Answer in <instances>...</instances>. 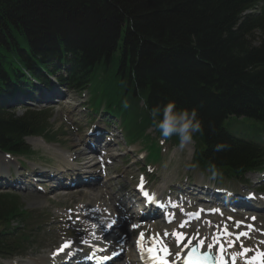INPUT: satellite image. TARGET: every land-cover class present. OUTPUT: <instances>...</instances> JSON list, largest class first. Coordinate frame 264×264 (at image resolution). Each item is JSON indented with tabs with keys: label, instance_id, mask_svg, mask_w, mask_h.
Here are the masks:
<instances>
[{
	"label": "trees",
	"instance_id": "1",
	"mask_svg": "<svg viewBox=\"0 0 264 264\" xmlns=\"http://www.w3.org/2000/svg\"><path fill=\"white\" fill-rule=\"evenodd\" d=\"M63 71L62 85L89 89L97 108L132 129L146 130L156 106L196 108L202 170L215 164L217 177L241 180L264 170V141L237 138L223 124L253 118L264 136V0H0L1 150L24 155L26 136L52 138L48 110L16 116L5 108L32 90L31 77ZM220 143L228 147L216 151ZM35 214L18 195L0 193L1 257L27 253Z\"/></svg>",
	"mask_w": 264,
	"mask_h": 264
},
{
	"label": "rangeland",
	"instance_id": "2",
	"mask_svg": "<svg viewBox=\"0 0 264 264\" xmlns=\"http://www.w3.org/2000/svg\"><path fill=\"white\" fill-rule=\"evenodd\" d=\"M36 97L46 102L47 108L52 110L50 125L52 136L55 138L51 140L48 137L47 139L43 137V140L41 137H29L27 142L34 151V154L31 155L9 159L0 152V165L3 160H10L8 163H11L9 174L6 171V178L0 177V182L2 181L0 191L11 189L5 186L8 182H11L8 186L12 187L11 191H16L14 194L21 198V203L24 204L25 208L36 211L35 216L37 219L35 223L38 227L33 232L31 249L28 250L27 257L24 258L29 263L43 256L46 261L48 258L50 259L53 250L60 247L61 240L71 238L79 242L83 238L80 227H71L69 224L62 222V218L68 215L66 210L69 207L75 209L80 204L105 203L106 214H108L109 206L115 208L113 210V213H115L117 210L124 209L121 205L123 198L125 200L127 198L133 208L138 207L132 196L135 197L134 190L139 173L147 175L150 187L158 188L166 183L167 189L172 190L176 196L180 193H182L181 196H185V192L192 191V187H189L188 184L195 185L194 182L200 184L199 181L203 185L215 186L216 188H221V186L231 190L244 188L238 182L227 180L222 183L219 179H210L209 172H203L201 168L194 165V142L185 145L183 148L180 147V144L176 146L165 145L164 148L159 138H153L155 137V128L152 127L149 131H146L142 127L136 129L128 127L125 136L129 143H126L122 136V125L119 120L117 121L114 117L108 116L102 110L99 115L90 110L88 107L90 104L88 92L81 95L71 89L59 87L49 91H39ZM91 100H94L93 94H91ZM21 103H24V101L15 104ZM68 107H71V109H68ZM27 108V106L14 107L17 115H21ZM238 120L239 124L236 126ZM224 124L232 133L246 139H256L257 129L262 126L260 121L246 117L241 119L232 117L224 121ZM102 127H104L103 139L106 140V143L114 141L110 145L109 154L107 155L110 157V163L104 162L100 166L101 163L97 162L100 157L99 152L88 151L93 160L87 164L84 162V157H86L84 150L87 151V146H94V143H92L94 137L88 138V133L90 130L92 132V129L94 131ZM133 141H137V143ZM79 152L81 154L80 159L84 158L83 161L76 160ZM142 154H146V159L141 158ZM63 158H66L64 160L69 164L80 167L83 173L87 174H83L81 177L78 176V180L74 175L72 181L73 172ZM146 163H149L156 170L155 173L145 167ZM57 169H60L61 172H58ZM65 170H68V172L64 173ZM45 171L48 172L47 176L39 174V172ZM94 172H97L101 179L97 182L86 183L84 179H89V175ZM28 173L32 175L28 176ZM93 179V177H90V180L94 181L95 179ZM107 179L112 180L110 187H106ZM246 179L249 181V187H245L248 189L244 194L253 189L262 191L261 189L264 187L263 173L249 174ZM31 182L33 183L31 184ZM77 182H81V184L76 185ZM58 183L61 185L57 186ZM72 183L75 186L69 187ZM81 185L97 189L96 191L93 190L95 195L79 193L77 188H80ZM61 191H70L76 195L70 196L68 193H60ZM101 194H103V197H101ZM258 202L262 203L261 201ZM245 207L247 209L241 210L240 215L245 216L248 214L246 211L255 210L250 204H245ZM257 216L259 222L264 224V210L259 211ZM132 250L133 237L131 235V241L127 244V251L131 252ZM123 258L125 259V257H122L120 263L125 262ZM18 259L0 257V264L17 263L19 262Z\"/></svg>",
	"mask_w": 264,
	"mask_h": 264
},
{
	"label": "bare ground",
	"instance_id": "3",
	"mask_svg": "<svg viewBox=\"0 0 264 264\" xmlns=\"http://www.w3.org/2000/svg\"><path fill=\"white\" fill-rule=\"evenodd\" d=\"M20 101H21V99H19V98L15 99V100H10V104H8V105H11L12 106V105H15V103L20 102ZM68 109H71V107H68ZM91 137H94L93 136V132H89L88 133V138H91ZM113 142H109L108 143L109 147H110V145ZM46 146H48V145H46ZM95 149L96 148L94 146L93 147L87 146V151H86V149L84 150V152L86 153V157H84L85 160H84V158L83 159H80L81 158L80 152L77 155L76 160L77 161H83L84 160V162L87 163V164L90 163V162H92L93 159L91 158V154H89L88 151H93ZM101 149L105 150V147H101ZM108 154H109V152H108ZM64 159L66 160V158H63V160ZM66 164L69 165L72 168L71 170L73 172V176H72V179L71 180L72 181L74 180L73 179L74 178V175L77 177V180H78V176L81 177V175L83 173V170L80 167H77V166L75 167V166L69 164L68 162H66ZM61 167L63 168L62 165H61ZM6 171L9 174V163L6 162V160H3V162L0 165V173H3V177H5ZM34 172H36V171H34ZM58 172H61V170L59 169ZM67 172H68V170H65L64 173H67ZM86 172H89V171H86ZM47 173H48L47 171H45V172H39V174L41 176L42 175H46L47 176ZM83 174H87V173H83ZM31 175L32 174L28 173V176H31ZM89 176H94V177L97 178L93 182H95V181L97 182V181H99L101 179L100 175H96L94 173L90 174ZM36 178L37 179H40L39 177H36ZM111 181H112L111 179L110 180L107 179V181H106V183H107L106 187H110ZM93 182H91V183H93ZM199 183L201 185V181H199ZM79 184H81V182H77L76 183V185H79ZM60 185H61L60 183L57 184V186H60ZM77 189H78L77 191H79V193H82L84 195H95L94 192H93V190L94 191L97 190V189L87 188V187L82 186V185H81L80 188H77ZM165 190H167L166 183H164V184L160 185L158 188H156V191H155V192H157L156 195H159V194L160 195L161 194L163 195L164 192H165ZM212 190H214V188H212ZM60 193H68L70 196L76 195L74 193H71L70 191L69 192L61 191ZM213 194H219V193H213ZM101 197H103V194H101ZM189 198H191V199H196V198L204 199L203 196L196 197L193 194H189ZM95 200H97V199H95ZM133 200L135 201V203L139 202V198L138 197H135ZM226 201H232L231 200V197L230 196H226ZM218 202L221 203V202H223V200L222 199H218ZM242 202H244V201H242ZM122 204H124L126 206V208H129V209H127V211H131V206H130L127 198H126V200L124 198L122 199ZM174 204L175 203L173 202V199L172 198L167 197V196L165 197V204H164V206L165 207H168V208H172V209L169 210L171 213H177V214L182 213V211L179 208L173 206ZM254 204L257 205L258 207H259L258 204L263 205L262 203L256 202V201H255ZM75 208L80 211L79 213H75V214L78 215V217H79V225L82 227L81 235H84V234L87 235V234H89L88 236L90 238H92V239L94 238V235L96 233H98L97 230H100L102 227L107 228V225L110 224L113 221L112 217H108L106 215V213L103 212L106 209V204L105 203L80 204V205L76 206ZM109 209H110V211H113L115 208L112 207V206H109ZM125 211L126 210H123V209L119 210V212L123 216H125V214H124ZM68 212H69V214H68L69 215V218L67 220L69 222H72L73 223V215H74V213H73V211L71 210L70 207L68 209ZM155 214H158L159 215L160 214V211L158 213H157V211H155ZM87 219H89V224H90L91 227H90V232H87L86 233V231H87V224H86ZM104 221H105V223H104ZM226 225L227 224H224V225L222 224L220 227L222 228L223 231L218 232V233L227 232L228 229H227V226ZM241 231H243V229H240L239 230V232H241ZM125 232H126V228H125L124 225H122V226L117 225L116 226V231L115 230L114 231H111V233L109 234V237L110 236H113V235H116V233L117 234L119 233V235H124ZM201 232H202V234H201V236L199 238V241L200 240H204L203 248L208 249V245L209 244H212L213 245V248H214V253L216 255H217V249L223 248L224 249L223 253L226 252V257H224L225 260H228L229 257H230V255L233 256L234 254H238L239 253V251L236 250V244H235V242H232L231 241L232 238H227L225 236L223 239H218L217 236H215L214 238H212L211 241H208L206 239V237L209 236V234L211 232L210 228L208 226H204V227H202ZM103 233L104 234H108V232H106V231L103 232ZM184 234L185 233L183 232V235ZM119 238H120V236H116V238H113L112 239L111 246H112V248L114 250H121L122 249L120 247V245L117 243V240ZM129 238H130V235H126L124 238H121V241H127L126 239L129 240ZM63 244H65V243H63ZM93 244L94 243H93L92 240H91V242L90 241H84V242H82V244L70 243V247H67L66 248V251L68 253H73L76 248H80V247H83L84 248L85 246H90V245H93ZM61 246L58 247L56 250H58L59 248H61ZM186 250H187V248L177 247L175 249V252L183 258ZM124 255H125V262L120 263V261H118L115 264H119V263L120 264H140L138 262V259L136 257V254L134 252L133 253H127V251H125V249H124ZM174 257H178V256L175 255ZM243 258L244 257H242L241 255H235V261H234V263L236 262V263H239V264H244V262L242 261ZM49 262H50V259L48 258L47 261H46V259L43 256V257H40L37 260L36 259L33 260L31 262V264H50ZM55 262H58V264H69V262L67 260L63 259V258H58ZM232 262H233V260L230 261V263H232Z\"/></svg>",
	"mask_w": 264,
	"mask_h": 264
},
{
	"label": "clouds",
	"instance_id": "4",
	"mask_svg": "<svg viewBox=\"0 0 264 264\" xmlns=\"http://www.w3.org/2000/svg\"><path fill=\"white\" fill-rule=\"evenodd\" d=\"M149 115L152 124L159 129L162 139L161 143L177 136L179 138L180 147L183 148L193 142L196 134L203 133L202 120L199 118V113L196 108L191 110L178 108L175 102H169L162 108L160 106L153 107L149 110ZM228 145L220 143L216 145V151H221L227 148ZM211 173L210 179H215L218 176L216 165L212 164L209 168Z\"/></svg>",
	"mask_w": 264,
	"mask_h": 264
},
{
	"label": "snow or ice",
	"instance_id": "5",
	"mask_svg": "<svg viewBox=\"0 0 264 264\" xmlns=\"http://www.w3.org/2000/svg\"><path fill=\"white\" fill-rule=\"evenodd\" d=\"M143 187H144V183H143V177H142L141 178V184H140L141 190H143ZM143 194L145 197L148 198L149 202H152L155 200V197L150 196L147 192H144ZM193 215H196L197 218L199 217V213H195ZM184 226H185L184 224H181V227H184ZM240 235L247 236L248 233L245 232V233H241ZM175 236L177 238L178 243L183 242L184 236L182 233L177 232V233H175ZM141 238H143V233L141 234ZM237 239H239V236H237ZM261 243H264V241H262ZM199 245H200V247H203L204 240H200ZM67 247H70V242H65V244H63L61 246V248L57 250V253H54V255L58 254L59 252H62ZM241 247L243 248V245H241ZM212 248H213V245L209 244L208 245V251L206 253H201L200 256H197L196 253L199 251V249L196 247H193L191 249V252L188 254V256L185 259V264H207L208 256H210L212 254L211 253ZM148 251L153 254L154 258H157V253H160V252H164L166 255L168 254L166 247L159 248V249H149ZM223 251H224V249L221 248V254L223 253ZM249 251H252V249H243L242 253L234 254L233 258H232L233 264L235 261V255H244ZM259 256H260L259 264H264V253H259ZM220 264H225V262L223 260H221Z\"/></svg>",
	"mask_w": 264,
	"mask_h": 264
}]
</instances>
